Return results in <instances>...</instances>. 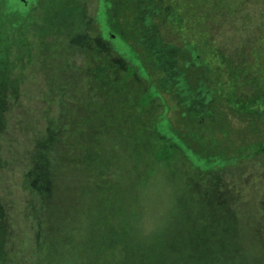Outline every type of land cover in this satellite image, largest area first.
Masks as SVG:
<instances>
[{
  "label": "rangeland",
  "instance_id": "obj_1",
  "mask_svg": "<svg viewBox=\"0 0 264 264\" xmlns=\"http://www.w3.org/2000/svg\"><path fill=\"white\" fill-rule=\"evenodd\" d=\"M153 1L3 0L9 12L42 8L35 24L24 19L21 29L26 40L35 26L50 38L28 61L37 78L49 81V100L60 109L20 121L21 133L34 139V146L27 140L26 158L34 194L21 241L10 226L11 208L0 201V264L26 261L34 238V264H58V248L74 244L81 224L95 226L84 228L88 239H79L74 264H249L252 255L264 263V114L246 115L240 140L216 130L221 156L186 146L178 131L209 145L200 138L204 128H193L188 108L180 117L179 106L210 115L211 95L202 81L193 93L174 60H152L165 50L143 55V34L159 14ZM134 5L143 14L133 19ZM263 28L264 0H237L233 13L206 23L212 45L240 73ZM18 48L14 59L24 50ZM146 66L166 71L160 87L173 98L146 80ZM198 67L194 59L188 65ZM6 107H17L8 94Z\"/></svg>",
  "mask_w": 264,
  "mask_h": 264
},
{
  "label": "trees",
  "instance_id": "obj_2",
  "mask_svg": "<svg viewBox=\"0 0 264 264\" xmlns=\"http://www.w3.org/2000/svg\"><path fill=\"white\" fill-rule=\"evenodd\" d=\"M236 1L155 0L152 4L154 6L157 5L159 14L151 16V32L143 34V55L145 53L149 54V48L153 51L155 49L158 50V53L160 50H165L160 52L161 55L154 53L152 60H174L175 68L181 71L182 78L189 83L188 86L193 93H196L194 92L196 91L194 89L196 88L195 86L198 85L196 83L202 81V85L211 95L212 110L210 115L206 114L203 109L195 108V105L179 106L180 117H182V112L184 114V111L188 108L189 120L193 128L195 130L204 128V131L200 133V138L208 140L209 146L207 148L200 146L195 138L186 136L183 131H178L186 146L196 153L221 156L225 147H220L217 143L218 138L214 135L216 130L223 132V134L226 131L228 137H233L234 140H236L235 137H238V140H240L241 137L246 136V130L242 128L247 121L246 115H254L253 113L264 114V28L261 35L250 48L248 64L244 66L241 73L227 61L229 60L227 57L212 45L209 34L206 31L207 21L214 14L233 13ZM139 3L140 5L142 4L141 1ZM52 4L48 8L56 7V4H53V6ZM150 7L153 8L152 6ZM6 8L3 0H0V129L4 126L3 129H7L9 134L0 133V201L6 202L9 210L11 208L10 226L16 231V237H20L21 241V235L25 234V232H22L20 223H25L24 220L29 215L27 211L34 194L29 187V167L26 161L29 146L30 144L33 145L34 139L28 134L23 135L21 133L20 121L27 119L30 123H33L36 114L40 115L41 112L42 118H44L49 113L58 112L60 107H58L57 100H49L48 90H46L48 89L49 81L37 78L36 69L30 68V61H28L33 56L38 57L37 45L50 41V38L44 37L37 31L38 27L32 26L36 30H32V37L26 40L23 28L21 29L22 20L26 19L29 22L31 20L36 22L40 17L39 14L43 12L42 8L40 13L30 10L31 12L28 15L19 11L9 12ZM165 11L167 14H165ZM138 14L139 16L143 14L142 10L139 7H135V5L132 6V18L138 17ZM151 14L148 13V15ZM20 45L24 46V50L21 49L22 55L18 59H14L15 54H18L15 51L20 52L18 48ZM142 52L140 51V53ZM193 59L199 66L196 72L191 68L188 69V65ZM145 71L147 74L146 80L156 88H160L161 97L165 94L173 98V94H167L160 87L165 70L152 69L146 66ZM244 89H249L250 94H244ZM5 94L10 95L16 101V108L6 107V109H2V100ZM196 109L199 111L195 112ZM230 114L232 116H229ZM233 115L238 116L237 126L233 124ZM176 117L178 116L176 115ZM45 122L46 120H42L43 124ZM230 122H232V125H230ZM210 132H212V135ZM6 135L7 137H5ZM207 135L211 137L208 138ZM211 144L214 145L210 146ZM260 151L262 150L259 149L258 152ZM123 216L124 213L119 214L121 220L124 219ZM92 218L95 222H99L98 211L94 212ZM94 226L81 224L76 227L82 228V230H75L76 233H72L75 238L74 244L67 245L63 251L60 247L58 248V264H74L72 256H79V239H88L84 228L87 229ZM12 228L10 229L11 232ZM165 228V224L161 226L163 231ZM65 229L67 230L68 228ZM37 234H35L36 237ZM34 240V244H31V248H29V255L26 261L21 258L13 264H25L26 262L34 264L36 255L33 249L37 246L36 238ZM160 244L161 239L158 238L154 247H150L151 250H155V247L159 248ZM19 250L20 248L15 249L14 257L19 254ZM61 256L64 258V262ZM252 256L249 264H259L262 261L261 257ZM49 264H53V262L50 261ZM79 264H86V262L81 259Z\"/></svg>",
  "mask_w": 264,
  "mask_h": 264
},
{
  "label": "flooded vegetation",
  "instance_id": "obj_3",
  "mask_svg": "<svg viewBox=\"0 0 264 264\" xmlns=\"http://www.w3.org/2000/svg\"><path fill=\"white\" fill-rule=\"evenodd\" d=\"M98 1V4H99V0H97Z\"/></svg>",
  "mask_w": 264,
  "mask_h": 264
}]
</instances>
